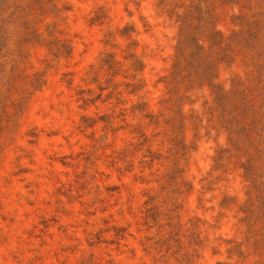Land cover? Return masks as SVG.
<instances>
[{
  "label": "rangeland",
  "instance_id": "obj_1",
  "mask_svg": "<svg viewBox=\"0 0 264 264\" xmlns=\"http://www.w3.org/2000/svg\"><path fill=\"white\" fill-rule=\"evenodd\" d=\"M58 7L71 56L0 75V264H264V0Z\"/></svg>",
  "mask_w": 264,
  "mask_h": 264
},
{
  "label": "trees",
  "instance_id": "obj_2",
  "mask_svg": "<svg viewBox=\"0 0 264 264\" xmlns=\"http://www.w3.org/2000/svg\"><path fill=\"white\" fill-rule=\"evenodd\" d=\"M59 0H0V59H4V64H0V75L5 72V65L11 64V71L14 68V50H10V46H15L20 57H23L21 45L26 43L29 46H44L48 52L55 58L70 57L72 49L67 40H62L56 33L50 30L52 25L48 22L51 17H58L62 13V9L58 7ZM67 9H64V11ZM52 15V16H51ZM19 33L21 37L19 39H13V34ZM134 58L133 71L138 73L144 70L142 62H140L132 54L130 56ZM4 75V74H3ZM35 79L31 83V86L35 92L41 90L46 85V79L41 73L34 74ZM217 95L226 94L223 89L213 86ZM138 90H133L131 93H136ZM16 115L23 114L26 108L22 103L16 105ZM155 158L151 160L154 161ZM178 174L181 171H177ZM180 176V175H179ZM154 198L151 197L150 201ZM148 203V202H147ZM149 211L152 212L147 218H151L154 222L158 221V211L152 208ZM167 226L172 227V223H168ZM174 227V226H173Z\"/></svg>",
  "mask_w": 264,
  "mask_h": 264
}]
</instances>
